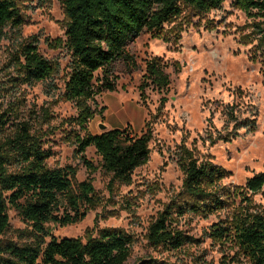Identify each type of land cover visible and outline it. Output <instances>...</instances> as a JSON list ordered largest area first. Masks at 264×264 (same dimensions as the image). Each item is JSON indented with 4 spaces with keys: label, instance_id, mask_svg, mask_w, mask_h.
Listing matches in <instances>:
<instances>
[{
    "label": "rangeland",
    "instance_id": "1",
    "mask_svg": "<svg viewBox=\"0 0 264 264\" xmlns=\"http://www.w3.org/2000/svg\"><path fill=\"white\" fill-rule=\"evenodd\" d=\"M15 1L24 22L8 27L0 42V106L11 117L0 127V143L17 125L28 123L31 134L51 150L48 166L75 167L73 187L90 180L98 197L82 221L49 223L51 232L86 240L101 228L124 230L133 237L126 264L146 259L153 264H251L232 237L215 235L213 225L243 208L264 213V186L257 192L247 188L249 178L264 172V44L257 33L264 11L248 7L246 0H224L201 14L185 8L161 33L143 32L128 42L131 61L111 65L115 90L105 88L97 95L96 113L87 123L94 134L102 132L101 122L109 129L129 128L133 135L151 132L149 158L126 183L113 180L94 146L83 153L77 149V137L85 131L78 125L76 103L65 96L71 53L63 43L67 16L62 0ZM25 43L36 44L52 61L51 77L33 84L18 79L14 55ZM153 59L169 76L167 88L150 82L141 88L147 62ZM102 76V70L96 71V85ZM184 148L198 161L225 170L218 185L230 200L211 214L175 216L174 227L184 233V244L177 250L155 247L148 241L149 226L183 189L179 159ZM8 214L5 237L24 241L21 232L28 225L15 209L10 207Z\"/></svg>",
    "mask_w": 264,
    "mask_h": 264
},
{
    "label": "trees",
    "instance_id": "2",
    "mask_svg": "<svg viewBox=\"0 0 264 264\" xmlns=\"http://www.w3.org/2000/svg\"><path fill=\"white\" fill-rule=\"evenodd\" d=\"M223 2L62 0L67 16L63 43L71 53L65 96L76 103L78 125L85 131L77 137V149L83 153L94 146L113 180L131 181L132 172L149 158L152 134L147 131L133 135L129 128H112L99 134L88 131L87 123L96 113L97 95L105 88L115 90L110 82L111 65L118 60L129 63L132 59L126 52L129 41L143 32L161 33L164 24L180 16L185 8L201 14L219 8ZM246 4L264 11V0H246ZM23 22L15 0H0V42L8 35V27L18 28ZM257 33L264 44V25L258 26ZM18 51L14 55L18 79L33 84L51 77L54 65L39 52L36 44H22ZM98 70L103 72L100 85L95 84ZM147 82L158 88L170 84L157 59L147 62L142 89ZM105 109L101 107L100 114ZM10 118L1 112L0 106V127L6 126ZM51 155V150L45 149L41 140L31 134L26 122L17 125L16 131L0 143V264H126L133 237L124 230L101 228L97 235L86 240L57 237L51 232L49 223L69 225L82 221L98 201L92 181L78 182L74 188L77 169L50 168L47 160ZM82 157L90 166L85 156ZM179 161L185 173L183 189L149 226L148 241L155 247L180 249L186 238L174 227L177 216L188 212L211 214L223 210L230 200L218 185L225 176L222 167L211 161H198L186 148ZM263 186L264 172L247 180V188L252 192ZM64 203L66 206L61 211ZM10 207L28 225L21 232L24 241L5 237L10 228ZM213 228L218 237H232L251 264H264V213L243 208ZM137 264H153V260Z\"/></svg>",
    "mask_w": 264,
    "mask_h": 264
},
{
    "label": "water",
    "instance_id": "3",
    "mask_svg": "<svg viewBox=\"0 0 264 264\" xmlns=\"http://www.w3.org/2000/svg\"><path fill=\"white\" fill-rule=\"evenodd\" d=\"M99 128L102 132L108 131L109 130V126L103 122L99 123Z\"/></svg>",
    "mask_w": 264,
    "mask_h": 264
}]
</instances>
